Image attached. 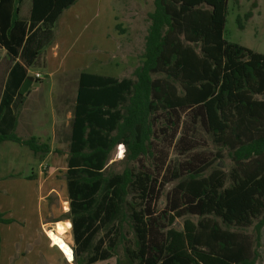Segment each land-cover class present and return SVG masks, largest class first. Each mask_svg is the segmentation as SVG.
Instances as JSON below:
<instances>
[{"label":"trees","instance_id":"16d2710c","mask_svg":"<svg viewBox=\"0 0 264 264\" xmlns=\"http://www.w3.org/2000/svg\"><path fill=\"white\" fill-rule=\"evenodd\" d=\"M20 1L0 0V47L12 57L26 33ZM30 1L34 26L55 24L77 0ZM226 15L227 0H153L132 77L79 74L63 173L75 264L106 260L119 245L116 264H255L264 226V54L224 39ZM25 72L15 63L0 97V143L45 154L47 143L15 133L12 99ZM196 125L219 147L214 155L192 152ZM117 147L121 172L107 168ZM169 149L185 158L172 165ZM223 149L228 171L214 164ZM183 214L196 220L169 227ZM11 222L0 210V224ZM248 226L253 236L233 229Z\"/></svg>","mask_w":264,"mask_h":264},{"label":"rangeland","instance_id":"374dc122","mask_svg":"<svg viewBox=\"0 0 264 264\" xmlns=\"http://www.w3.org/2000/svg\"><path fill=\"white\" fill-rule=\"evenodd\" d=\"M86 2L85 13L79 14L75 13V11L65 12L54 24L58 32L57 39L66 42L68 46L72 44L73 51L71 50V53L76 54L73 61L77 57L82 59L77 55L82 56L84 54L85 58H88V61L86 59L84 61L85 66L76 70L86 69L88 71H96L100 75L114 76L119 79L132 77V71L138 64L144 49V37L149 24L148 12L153 9V0H86ZM247 14L248 16H246ZM54 34L52 37L56 39ZM223 37L227 41L238 43L254 52L264 54V0H227V15ZM42 39L45 40L44 37ZM43 43L45 44V42ZM41 49L43 50L44 48L41 47ZM78 51L81 52L77 53ZM42 81V94L46 110L50 106L51 86L45 75H43ZM61 96H63L62 93H60ZM65 98L68 100L63 113L64 120L62 119V124L59 127L61 134L53 143V146L58 148L59 151H54L49 155L46 154V156L40 153L33 156L30 154L29 156L27 146H21L13 141H6L1 145L0 174H19L0 180V183L2 186H8L11 183L22 185L34 184V180L31 177L36 178V171L40 170L39 181L48 189L46 191L48 210L44 216L46 222L45 229L48 230L50 241L54 245L56 244L53 242L52 236L63 238L71 249L73 258L74 243L71 235L70 220L66 218L68 197L63 173L68 157L70 123L75 95L73 92L68 91ZM16 134L22 137L25 136L20 128L16 129ZM193 137L196 140V146L192 150L193 153L204 152L214 155L219 150V147L213 142L212 137L198 125L194 128ZM8 146H14L18 152H10ZM220 152L222 153V159H216L214 164L228 171L231 163L226 154L227 151L223 149ZM11 155L14 157L13 160L11 159ZM123 157L124 148L117 147L112 152L107 164L108 170L121 172L125 166ZM184 158V155H179L173 149H169L168 161L172 165H176L178 161ZM30 171L32 173L35 172V174L25 177V175L30 174ZM176 183L177 180H174L165 185L160 198L156 202L155 208L157 212L165 210L167 193ZM226 184H229V180H227ZM26 193L28 192L21 190L19 195L23 198ZM2 197L5 203L9 201L7 196ZM16 201H22V199L17 198L15 199ZM18 211L21 212L20 209ZM185 219L196 220V217L189 214L177 216L169 227L181 230ZM60 221L68 223L70 227L69 235L65 236L60 233L57 228V224ZM233 229L243 231L252 236L254 235L253 226L243 228L233 227ZM126 236L128 240L131 238L129 232L126 233ZM56 247L58 250H61L58 245ZM257 250L258 258L255 264H264V226L261 229L260 246ZM63 256H65L66 262L74 263L73 259L67 258L64 252ZM116 259H124L121 245L117 247L116 254L106 260L97 261L93 264H116Z\"/></svg>","mask_w":264,"mask_h":264},{"label":"crops","instance_id":"0c3cea01","mask_svg":"<svg viewBox=\"0 0 264 264\" xmlns=\"http://www.w3.org/2000/svg\"><path fill=\"white\" fill-rule=\"evenodd\" d=\"M30 6V0H21L19 3L18 19L25 22L26 33L16 56L12 57L3 47H0V97L8 78L11 77H9L11 68L15 63H19L26 69V72L12 99V107L17 114L15 133L16 129L20 128L25 136L17 134L19 137L25 139L34 136L39 142L47 143L49 151L45 153L46 156V154L59 151L53 143L61 134L59 127L62 119L64 120L63 113L68 100L65 98L67 92L71 91L76 96L78 77L81 72L98 73L86 69L76 70L83 68L84 61L85 59L88 61V58H85L84 54L77 55L82 59L77 57L73 61L76 54L71 53L72 44L68 46L66 42L57 39L58 32L54 24L37 23L30 26L28 21ZM86 6V0H77L63 14L68 11L85 13ZM53 33L56 39H53ZM41 47L44 49L42 50ZM36 73L39 77H35ZM43 75L46 76L51 86L50 106L46 110L42 94ZM60 93L63 96L60 97ZM5 142L0 143V151L1 145ZM8 150L15 152L17 149L14 146H8ZM28 151L29 156L30 154L35 155L29 148ZM11 159H14L12 155ZM18 174H0V180ZM32 174L35 172L30 171V174L25 177ZM40 174V170L36 171V178L31 177L34 184L30 185L11 183L8 186H2L0 183V210L4 213V217L13 219L11 223L0 224V264H75L66 262L63 252L50 241L48 230L45 229L44 216L48 210L46 199L48 189L39 181ZM21 190L28 192L23 198L19 195ZM2 196H7L9 201L5 203ZM17 198H21L22 201L15 202Z\"/></svg>","mask_w":264,"mask_h":264},{"label":"bare ground","instance_id":"6f19581e","mask_svg":"<svg viewBox=\"0 0 264 264\" xmlns=\"http://www.w3.org/2000/svg\"><path fill=\"white\" fill-rule=\"evenodd\" d=\"M57 228L59 229L62 235L70 234V227L66 221H60L57 224ZM53 242L59 246V248L65 253L66 257L72 259V252L67 243L60 236H52Z\"/></svg>","mask_w":264,"mask_h":264},{"label":"built area","instance_id":"2783aa9c","mask_svg":"<svg viewBox=\"0 0 264 264\" xmlns=\"http://www.w3.org/2000/svg\"><path fill=\"white\" fill-rule=\"evenodd\" d=\"M35 77H39V74H38V73H36V74H35Z\"/></svg>","mask_w":264,"mask_h":264},{"label":"water","instance_id":"95a60500","mask_svg":"<svg viewBox=\"0 0 264 264\" xmlns=\"http://www.w3.org/2000/svg\"><path fill=\"white\" fill-rule=\"evenodd\" d=\"M71 224V223H70Z\"/></svg>","mask_w":264,"mask_h":264}]
</instances>
